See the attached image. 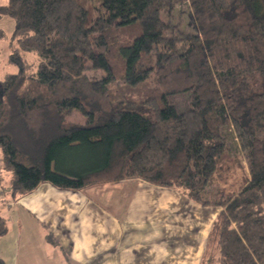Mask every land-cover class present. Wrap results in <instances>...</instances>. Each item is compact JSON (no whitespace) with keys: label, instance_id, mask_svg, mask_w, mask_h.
<instances>
[{"label":"trees","instance_id":"16d2710c","mask_svg":"<svg viewBox=\"0 0 264 264\" xmlns=\"http://www.w3.org/2000/svg\"><path fill=\"white\" fill-rule=\"evenodd\" d=\"M183 5L192 31L170 17ZM5 16L12 43L39 57L0 80L13 201L44 183L142 179L220 208L213 264H264V0H0ZM186 92L179 111L170 98ZM74 111L86 123H67ZM9 230L0 197V238Z\"/></svg>","mask_w":264,"mask_h":264},{"label":"crops","instance_id":"0c3cea01","mask_svg":"<svg viewBox=\"0 0 264 264\" xmlns=\"http://www.w3.org/2000/svg\"><path fill=\"white\" fill-rule=\"evenodd\" d=\"M86 189L44 183L14 203L24 210L19 231L0 241V256L7 264H213L206 255L220 208L142 179Z\"/></svg>","mask_w":264,"mask_h":264},{"label":"rangeland","instance_id":"374dc122","mask_svg":"<svg viewBox=\"0 0 264 264\" xmlns=\"http://www.w3.org/2000/svg\"><path fill=\"white\" fill-rule=\"evenodd\" d=\"M96 7L100 6L99 2H95ZM173 22H179L181 24V28L186 31H192V22L189 11V6L183 5L178 6L174 9L170 14ZM166 20H168L166 16ZM16 23L15 21L5 16L0 19V80L8 73H17L20 71V66L17 62L19 57L22 58V61L29 65V72L32 74L35 73L38 69L39 57L35 52H23L18 50L15 43H12V34L15 29ZM187 46L180 45L177 51H182ZM122 72H119L120 75ZM88 75L90 78H100L104 76V72L102 71H89ZM124 87V81L122 78H118L112 85V91H118ZM122 91V90H120ZM170 100L177 106L179 111H186L191 107V94L190 92L176 94L170 98ZM67 123H86V117L82 115L78 111L72 112L70 115L66 116ZM11 174L9 171L4 169V165L2 162V154L0 153V197H1V208L3 215L8 219V223L11 226V233L6 236L0 238V241L8 240L13 234H16L19 230V223L16 218L20 216L24 210L21 208V205L15 207L16 201H13L11 198L12 186H11ZM113 182V181H112ZM106 182H99L89 186L87 191L91 190V187L100 186ZM208 194L215 200H220L221 193L219 186L217 184H213L208 189ZM25 197V196H24ZM22 197V198H24ZM20 198V200L22 199ZM18 200V201H20ZM17 201V202H18ZM8 260V259H7ZM49 264H53L50 262Z\"/></svg>","mask_w":264,"mask_h":264}]
</instances>
